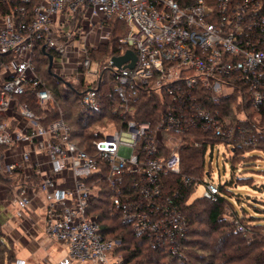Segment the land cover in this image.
Segmentation results:
<instances>
[{
    "label": "built area",
    "instance_id": "obj_1",
    "mask_svg": "<svg viewBox=\"0 0 264 264\" xmlns=\"http://www.w3.org/2000/svg\"><path fill=\"white\" fill-rule=\"evenodd\" d=\"M0 3L8 8L0 14V176L10 180L12 195L0 207L7 218L25 221L40 211L46 241L66 246L56 263L42 264H123L113 254L119 241L103 238L89 213L102 183L110 210L135 235L174 251L187 235L181 210L187 193L191 198L201 188L198 197L212 203L221 196L209 172L182 173L181 152L256 142L209 103L238 92L245 117L246 104L264 111V0ZM111 21L124 23L126 33L100 70L89 50L109 40ZM38 51L62 85L84 86L82 113L104 115L107 105L117 116L113 130L92 141V151L72 138L36 68ZM126 51L135 56L133 67L130 59L116 67L111 58ZM104 72L113 84L107 94L100 90ZM144 93L168 99L155 123L133 118Z\"/></svg>",
    "mask_w": 264,
    "mask_h": 264
},
{
    "label": "trees",
    "instance_id": "obj_2",
    "mask_svg": "<svg viewBox=\"0 0 264 264\" xmlns=\"http://www.w3.org/2000/svg\"><path fill=\"white\" fill-rule=\"evenodd\" d=\"M8 12L6 5L0 3V14H5ZM110 37L107 43L97 48V50H89V55L93 59L96 52H100V56L107 58L118 54L120 51L119 40L126 33V25L122 22L111 21L110 22ZM3 58L0 57V61ZM36 68L39 74L46 80L48 87L53 91L54 97L58 105L63 109L64 119L70 125L72 129V138L77 142V144L87 151H92V141L98 139L100 134H93L91 131L86 132L85 126L88 125L87 122L93 119V117H98L95 115H87L82 113L77 107L79 104V91L84 87L69 88L68 86L62 85V83L52 77V74L48 70V61L45 57H42V52L38 51L36 56ZM105 60V61H106ZM103 83H101L100 90L104 93H110L112 91V77L106 72L103 73ZM238 92L232 93V95L219 98L216 103H209V106L214 108H220L225 117L230 118L232 122H236L239 125H246L248 121L239 119L236 114L231 116V111L233 108L232 100L237 97ZM168 104V99L163 96H158L154 93H144L142 99L136 106V115L133 116L135 120L139 121H150L155 123L160 116L164 113ZM242 110L243 105L241 102L236 105V107ZM109 106L105 105L104 115H100V118L108 117L110 120H117V116L112 114ZM245 107L252 113L257 114L260 118L264 117V111L257 112L254 109H250L249 105L246 104ZM76 110V111H75ZM247 114V116H251ZM70 119H72L70 121ZM77 130L74 129V125L81 124ZM251 135H256L250 133ZM241 145H235L233 149H239ZM193 147H187L181 152V171L183 174L192 175L191 170L195 168V165L199 163L201 171L203 170L204 156L206 152L205 146L197 147V149H192ZM199 155V160L197 162ZM184 161V162H183ZM197 162V163H196ZM184 163V169H183ZM188 171V173H186ZM0 182L9 185L10 180L6 177L0 176ZM100 190L98 195L92 201L89 209V213L94 215L96 222L100 227V232L105 239L119 240L121 244H127L126 252L127 255H120L123 264H163L161 263L162 258H170L172 261H180L179 264H194L191 259H188L183 253L188 243V232L186 239L180 244L179 251L172 254L170 252L163 253L162 247L152 243L147 237L137 236L130 229L129 225L122 221L118 214L112 213L110 210V201L108 198V190L106 186L99 183ZM221 196L217 203L209 202L208 200L196 197L189 201L190 192L187 193L185 197L181 210L182 214L187 220L188 230L189 224L193 223L195 219L201 212H206L207 223L211 227L209 237L212 239V246L209 250L203 248L205 253L202 256L193 257L201 262V260H208V264H264V224H261L254 219L250 222L244 221L243 217L239 216L236 212L234 216L244 227L245 231L239 233L235 231V225L231 223L223 224V221L219 219L222 214V206L227 202V198L224 195L223 187L219 185ZM227 228L226 231L222 227ZM5 235L0 225V264L7 263V259L13 257L11 254L8 258L5 256L7 251H11L10 245L4 243ZM129 243V244H128ZM130 246L132 249L128 250ZM123 249V248H122ZM121 250L119 246L114 249L113 254L118 255V251ZM181 252V254L179 253ZM6 259V260H5ZM195 260V261H196ZM217 261V263H215ZM13 264V262H12ZM174 264V263H169Z\"/></svg>",
    "mask_w": 264,
    "mask_h": 264
},
{
    "label": "rangeland",
    "instance_id": "obj_3",
    "mask_svg": "<svg viewBox=\"0 0 264 264\" xmlns=\"http://www.w3.org/2000/svg\"><path fill=\"white\" fill-rule=\"evenodd\" d=\"M104 44L105 43L100 44L98 48ZM105 60L106 58L100 56L99 51L93 56V61L100 70L102 69V65L104 64ZM53 69L55 70L54 67ZM233 98V104L231 106L233 110L231 111V116L236 114L239 119H246V121H248V124L244 126L238 125L241 128H246L248 133H254L256 135V142L252 145H241L242 147L239 149H230V147H226L222 143L216 144L213 150L208 147L205 152L204 163L202 167L204 173L209 172L214 183L220 184V186L223 187V192L227 198V202H225L222 206L223 211L219 219L223 221V224L225 223L224 225H226V223H231L232 219L236 215V212L239 214V216L243 217L244 221H248L250 225L253 224V222H250L251 219H254L252 217H255V221L264 224V117L260 118V116L255 113L251 114V111L248 109H245L244 112L249 115L251 114V116L245 117L241 108L239 109L238 106L236 107V105L239 103V100L235 97V95ZM77 108L80 110L79 104ZM71 120L72 119H70V121ZM87 124L88 125L85 126V131H91L93 134L98 133L99 135L100 132H110L113 130L112 120H110L107 116L104 118H100V116L93 117V119L88 121ZM80 125H82V123L77 125L73 124L74 129L77 130ZM192 149H197V147H193ZM198 160L199 155L197 162ZM186 173H188V171H186ZM189 173L195 176L202 174L199 163L196 164L195 168ZM9 186L10 184L5 185L0 182V202H6L12 198L10 190L7 189ZM195 193L196 194L189 198V201H192V199L198 197V195L201 193V188H198ZM222 228L224 231L227 230V228L224 226ZM210 231L211 227L207 223L206 212H201L195 221L189 224V230L187 223L189 244L183 253L188 259H191L190 257H192V263L208 264V260H201L200 262V260L197 261V258L193 257L202 256L205 253L203 248L209 250V247L212 246V239L209 237ZM4 235V243L10 245L11 247V251H7L5 256L8 258V256L11 254L13 255L12 258L7 260L5 259L7 261L5 264H12V262L14 264L15 260L17 259V255L15 253L13 242L7 238L8 233L5 228ZM46 245L47 243L44 245V248ZM118 246L121 248V250L118 251V255H114L115 257L128 254L125 250L127 244L123 245L119 242ZM53 247H55V252L50 256H47L46 259L51 263H56L58 259H60V257L65 254L66 246L54 243V246L50 247V250ZM132 247L133 246H130L128 250L132 249ZM179 247L180 246H178L174 251L169 249V247H162V252H170L174 254L179 251ZM179 253L181 254V252ZM23 260H25V264H40L39 259L31 257ZM179 262L180 261L173 262L172 259L167 257L162 258L161 261L163 264H179ZM131 263L133 264L134 260ZM215 263H217V261Z\"/></svg>",
    "mask_w": 264,
    "mask_h": 264
},
{
    "label": "crops",
    "instance_id": "obj_4",
    "mask_svg": "<svg viewBox=\"0 0 264 264\" xmlns=\"http://www.w3.org/2000/svg\"><path fill=\"white\" fill-rule=\"evenodd\" d=\"M4 210L3 207H0V225L3 232L4 228L6 229L7 238L13 242L17 259L31 257L39 259L40 264L47 261L46 257L55 252V247L50 250L54 243L46 241L43 236L40 211L36 215L30 216L27 220L20 221L8 219ZM7 210L11 211L13 208L8 207ZM46 243L47 245L44 248Z\"/></svg>",
    "mask_w": 264,
    "mask_h": 264
},
{
    "label": "water",
    "instance_id": "obj_5",
    "mask_svg": "<svg viewBox=\"0 0 264 264\" xmlns=\"http://www.w3.org/2000/svg\"><path fill=\"white\" fill-rule=\"evenodd\" d=\"M48 59H49V69H50L51 62H52V57L49 56ZM129 59L131 60V63H129L127 65V67L128 68H132L133 64H134V61H135V56L133 55V53L131 51H126V53L123 56H120V57H112L111 61L113 62V64L116 67H120L122 64H124Z\"/></svg>",
    "mask_w": 264,
    "mask_h": 264
}]
</instances>
